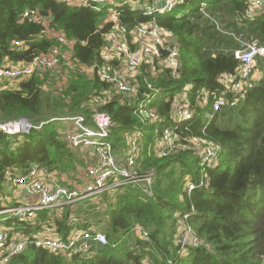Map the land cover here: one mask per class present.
Masks as SVG:
<instances>
[{
  "label": "trees",
  "instance_id": "16d2710c",
  "mask_svg": "<svg viewBox=\"0 0 264 264\" xmlns=\"http://www.w3.org/2000/svg\"><path fill=\"white\" fill-rule=\"evenodd\" d=\"M135 1L140 5L151 2ZM247 1L185 0L155 17L123 6L119 23L127 32L154 22L172 35L181 67L179 76L173 78L159 65L165 52L151 64L142 63L131 82L138 89L135 96L115 94L93 108L91 95L106 84L95 76L77 73L66 78L69 101L43 89L53 82L49 73L21 82L15 90L0 92V123L24 118L34 126L42 124L27 136L8 137L0 132V185L6 171L21 176L32 164L47 167L59 181L64 178V185L79 184L85 178V160L60 139L65 128L61 122L50 120L82 115L89 122L93 111L110 117L109 141L116 156L126 150L124 136L140 131L137 165L142 171H155L151 198L127 186L116 190L114 197L104 194L102 207L99 201L98 206L91 204L82 211L77 206L78 221L71 227L66 224L68 210L63 220H55L62 237L73 228L90 230L95 225L105 234L106 245L94 244L95 249L90 246L88 253L70 257L29 248L9 264H264V57L256 60L259 78L252 81L238 107L216 112L209 122L204 117L211 113L212 94L223 89L219 78L237 70L234 54L242 43L264 45V9L253 20H246ZM201 4H205L208 17L200 11ZM26 9L49 15L54 29L76 41L72 54L82 66L103 64V35L111 28L104 22V11L67 7L54 0H0V61H29L55 45L45 38L34 40L40 26L22 19ZM13 41H24L27 47L14 50ZM115 63L110 62L112 66ZM182 93L194 115L190 121L175 124L172 100ZM144 95L150 96L149 106L158 116L155 123L142 124L136 115ZM174 126L182 144L189 145L188 139L197 136L221 147L216 166L206 171L204 186L189 194L186 186L200 178L199 157L190 149L165 158L153 154L152 147L163 129ZM184 215L198 245L181 249L178 222ZM45 217L46 213H41L38 219ZM135 225L148 234L147 240L132 235Z\"/></svg>",
  "mask_w": 264,
  "mask_h": 264
},
{
  "label": "built area",
  "instance_id": "2783aa9c",
  "mask_svg": "<svg viewBox=\"0 0 264 264\" xmlns=\"http://www.w3.org/2000/svg\"><path fill=\"white\" fill-rule=\"evenodd\" d=\"M54 1L67 7L104 11V22L110 23L111 28L103 35L105 47L100 53L103 64L82 66L72 54L76 41L54 29L49 15L42 14L38 9H26L22 13V19L40 26V33L34 40L45 38L53 41L55 45L46 53L34 55L29 61L12 62L8 58H3L0 61V92L15 90L21 82L49 73L53 82L44 85L43 89L61 100L69 101L71 94L66 92V78L70 73L86 77L95 76L106 84V87L90 97L89 104L95 108L110 101L115 94L135 96L138 93L135 84L116 74L114 69L116 65L128 71H136L142 63L151 64L162 52L166 55L159 61V65L167 69L173 78L179 76L181 67L178 50L167 40L172 39V35L154 22L138 25L127 32L119 23V16L121 8L128 5L134 10L141 9L143 15L148 17L162 16L183 4L185 0H151L142 5L135 0ZM204 7L205 4H201L200 11L208 17L204 13ZM263 9L264 0H248L244 18L253 20ZM242 45L243 47L234 54L238 61L235 73L219 78L223 89L219 94H212L211 113L204 116L208 122L216 112L238 107L253 81L256 60L264 57V45L248 42ZM11 47L23 51L27 46L24 41H13ZM111 61L116 62L114 66L110 64ZM58 74L60 76H57ZM147 87L151 89L149 85ZM208 97V93H205L204 100L207 101ZM149 104L150 96L144 95L136 106V115L142 124L155 123L159 120ZM172 105L171 119L175 124H183L193 118V110L185 93L174 97ZM50 121L71 123L70 127L60 131V139L78 153H81L79 151L81 149L91 153L92 163L85 169L86 183L70 188L62 184L63 181L53 178L52 172L41 164H32L21 176H14L6 171L4 181L0 185V264H9L13 258L29 248H39L49 253L70 257L76 253H88L90 242L106 245L105 234L91 229L73 228L65 237L42 233L44 227L52 229L50 226L53 225L55 218L50 213L53 211L71 207L79 201L95 197L97 199V196L104 192L116 191L127 186L139 189L146 197L153 196L154 169L142 171L137 165L140 131H133L124 136L126 150L121 156H116L109 141L111 120L106 113L93 111L89 122L82 115L55 118ZM41 125L34 126L27 119L21 118L0 123V132L8 137L27 136ZM175 130V126L163 129L152 147L153 154L165 158L180 149H190L199 157L200 178L196 184L189 183L186 186L185 191L189 194L194 189L204 186L206 171L216 166L221 147L205 137L197 136L188 139L189 145L182 144ZM19 188H23L24 194L33 197L35 201L30 204L16 202L13 193ZM21 195L24 197L22 193ZM41 213H46L44 219H38ZM186 220L187 215H184L178 222L177 241L181 249L198 245L194 231ZM69 225H74V219H69ZM132 233L142 240L148 239V234L138 225L132 228Z\"/></svg>",
  "mask_w": 264,
  "mask_h": 264
},
{
  "label": "rangeland",
  "instance_id": "374dc122",
  "mask_svg": "<svg viewBox=\"0 0 264 264\" xmlns=\"http://www.w3.org/2000/svg\"><path fill=\"white\" fill-rule=\"evenodd\" d=\"M167 40H168L169 43H174V41L172 39H170V38L167 39ZM114 69H115V72H116L117 75H119L120 77L124 78L129 83L134 82L136 80V76L139 73V71H138L139 69L136 70V71H128L124 67L119 66V65L118 66L116 65L114 67ZM258 76H259V73L255 72L254 73V77H253L252 80L257 79ZM60 124L62 126H64L65 128H68L71 125V123H60ZM79 151L81 153H83L86 150L81 149ZM84 157H87V152L84 153ZM12 190L13 189H10V191H12ZM115 192H116L115 190L109 191V192H104L103 194L98 195L97 196V199H94V200L93 199H90V200L88 199V200L76 202V203L73 204V206H71V208L70 207H67V208H64V209H60V210H57V211H53L52 213H50V215L52 214V216L55 218V220H63L64 217H65L64 212H65V210H68V215H67L68 217H67L66 224L69 225V219L70 218L71 219H74V223H77L78 219L76 218V214L79 213V210L77 209V206H79V209L82 211V210L87 209L91 204L94 207H96V205L98 206L97 202L99 201V203H100V205L102 207L101 200H102L103 195L106 194V193H108L107 194L108 195L107 198L114 197V195L116 194ZM8 195H10V194H8ZM13 196H14V200H18V199L21 198L22 195H21V193L19 191H17L16 193H13ZM9 200H10V198H9ZM56 225L57 224L54 221L53 225L50 226L53 229V232H55V231L57 232ZM69 227H71V226L69 225ZM102 227H104V225H102ZM52 229H50L49 227H44L41 230V232L44 233V234H47L48 233V234L52 235ZM99 229L100 228H97V226H95V225L91 226V230H93V231H99ZM132 235H134V234L132 233ZM89 244L91 245V248L95 249L96 246L94 245V243H91L90 242ZM82 253L84 254L85 252H82Z\"/></svg>",
  "mask_w": 264,
  "mask_h": 264
},
{
  "label": "crops",
  "instance_id": "0c3cea01",
  "mask_svg": "<svg viewBox=\"0 0 264 264\" xmlns=\"http://www.w3.org/2000/svg\"><path fill=\"white\" fill-rule=\"evenodd\" d=\"M258 78H259V76H258ZM73 150V149H72ZM86 151H84L83 153H85ZM82 153V156H83V158H84V160H85V166H84V169H86V167H88V166H90V164L92 163L91 161H90V159H92L93 160V157L91 156V153H89L88 151H87V157H84V154ZM86 158H87V160H86ZM50 171V170H49ZM50 172H52V177L54 178L55 177V173L53 172V171H50ZM83 175H85V172L83 173ZM56 179V178H55ZM83 180H81V182L79 183V184H74V185H67V186H69L70 188H72V187H74V186H76L77 185V187L78 186H81V185H83L84 183H86V179L85 178H82ZM57 180V179H56ZM63 181L64 182H66V180L63 178ZM23 190V188L22 189H18V191L19 192H21L23 195H24V197H21L20 199H18V200H16V202H18L19 204H30V203H33L34 201H35V199L33 198V197H29V196H26L25 194H24V190ZM96 198V197H95ZM95 198H92V199H95ZM52 235H56V236H58V235H60V234H58V232H53L52 231Z\"/></svg>",
  "mask_w": 264,
  "mask_h": 264
}]
</instances>
